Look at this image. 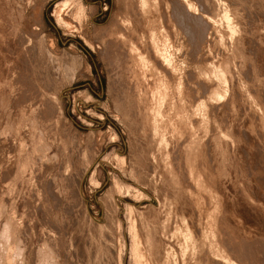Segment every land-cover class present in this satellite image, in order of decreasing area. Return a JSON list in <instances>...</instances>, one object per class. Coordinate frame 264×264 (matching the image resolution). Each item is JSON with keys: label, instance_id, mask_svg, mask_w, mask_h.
I'll list each match as a JSON object with an SVG mask.
<instances>
[{"label": "rangeland", "instance_id": "1", "mask_svg": "<svg viewBox=\"0 0 264 264\" xmlns=\"http://www.w3.org/2000/svg\"><path fill=\"white\" fill-rule=\"evenodd\" d=\"M143 1L0 0V264H264V0Z\"/></svg>", "mask_w": 264, "mask_h": 264}, {"label": "bare ground", "instance_id": "2", "mask_svg": "<svg viewBox=\"0 0 264 264\" xmlns=\"http://www.w3.org/2000/svg\"><path fill=\"white\" fill-rule=\"evenodd\" d=\"M137 1V0H136ZM145 1V0H144ZM144 1H143V3H144ZM165 1V0H164ZM171 2H172V9H173V14L175 13V14H177V15H182V16H184L185 14H184V12H187V9L186 8H188V11H192L191 9L193 8L192 7V4H189V3H184V4H186V5H188V7H181L182 5L180 4V3H178V1L177 0H170ZM140 2V1H139ZM138 2V3H139ZM180 2V1H179ZM196 2V1H195ZM210 2V1H209ZM208 2V3H209ZM127 3V2H126ZM132 3V2H131ZM135 2H133V4H134ZM142 3V4H143ZM192 3H194V2H192ZM216 3V2H215ZM225 3V2H224ZM233 3V2H232ZM237 3V2H236ZM137 4V3H136ZM167 4V3H166ZM168 4H170V3H168ZM180 4V5H179ZM183 4V3H182ZM198 4V3H197ZM213 4V3H212ZM235 4V3H234ZM124 5V4H123ZM141 5V4H140ZM139 5V6H140ZM147 5V4H146ZM227 5H229V4H227ZM66 6V5H65ZM134 6H135V4H134ZM142 6V5H141ZM147 6H149V3H148V5ZM161 6V5H160ZM170 6V5H169ZM206 6V5H205ZM138 7V6H137ZM143 8H144V6H142ZM195 7V6H194ZM218 7V6H217ZM63 8V7H62ZM135 8V7H134ZM161 8V7H160ZM170 8V7H169ZM211 8V7H210ZM225 8V7H224ZM234 8V7H233ZM138 9H140V8H138ZM145 9V8H144ZM165 9V8H164ZM183 11H182V10ZM184 9H186V10H184ZM197 8H195V10H196ZM199 9V8H198ZM201 9V8H200ZM214 9H216V8H214ZM60 10V9H59ZM130 10V9H129ZM141 10H143V9H141ZM149 10H150V8H149ZM158 10H160L159 8H158ZM167 10V9H166ZM194 10V9H193ZM238 10V9H237ZM180 11H182V12H180ZM206 11V10H205ZM204 11V12H205ZM210 11V10H209ZM58 12V11H57ZM125 12V11H124ZM127 12V11H126ZM135 12H137V11H135ZM143 12V11H142ZM204 12H203V14H204ZM216 12V11H215ZM236 12V11H235ZM139 14H140V11H139ZM184 14V15H183ZM189 14H191V12H189ZM189 14H187L188 16H189ZM193 14H195V12L193 11ZM187 15H185V17L187 16ZM192 15V14H191ZM198 15V14H197ZM250 15V14H249ZM174 17H175V15H173ZM182 16H179V17H181V18H183ZM230 16V15H229ZM234 16V15H233ZM240 16H242V14L240 15ZM126 17H128V16H126ZM163 17V16H162ZM177 17V16H176ZM178 17V18H179ZM185 17H184V19H185ZM191 17V16H190ZM204 16L202 15V17H200V19H199V21H201L202 23H203V20H205L204 18H203ZM207 17H209V16H207ZM217 17V16H216ZM239 17V16H238ZM194 18V17H193ZM198 18V17H197ZM197 18H194V19H196L197 20ZM203 20H202V19ZM209 18H212L211 16L209 17ZM222 18V17H221ZM236 18V17H235ZM241 18V17H240ZM141 19V18H140ZM214 19V18H213ZM133 20V19H132ZM160 20V19H159ZM162 20V19H161ZM166 20H167V17H166ZM165 20V21H166ZM176 20V19H175ZM182 20V19H181ZM212 20V19H211ZM207 21V19L205 20L207 23H211L212 21ZM232 20V19H231ZM253 20V19H252ZM163 21V20H162ZM177 21V20H176ZM178 21H180V20H178ZM187 20H185V22H186ZM194 21V20H193ZM204 21V22H205ZM218 21V20H217ZM150 22V21H149ZM154 22V21H153ZM167 22H169V21H167ZM171 22V21H170ZM180 22H182V21H180ZM198 22V21H197ZM205 22V23H206ZM163 23V22H162ZM172 23V22H171ZM175 23V22H174ZM178 23V22H177ZM188 23V22H187ZM189 23H191V20H190V22ZM200 23V22H199ZM213 23V22H212ZM128 24V23H127ZM156 24V23H155ZM154 24V25H155ZM164 24V23H163ZM176 24V23H175ZM194 24V23H193ZM197 25H198V23H196ZM262 24V23H261ZM129 25V24H128ZM149 25V24H148ZM178 25V24H177ZM185 25H186V23H185ZM184 25V26H185ZM204 25H206V24H203V26ZM208 25V24H207ZM125 26V25H124ZM133 26V25H132ZM161 26V25H160ZM179 26H180V24H179ZM189 26V24L187 25V27ZM193 26V25H192ZM201 26H202V24H201ZM202 26V27H203ZM210 26H212V24H210ZM215 26V25H214ZM213 26V27H214ZM232 26V25H231ZM131 27V26H130ZM138 27V26H137ZM146 27V26H145ZM182 27V26H181ZM202 27H198V28H202ZM125 28V27H124ZM180 28V27H179ZM192 28V27H191ZM228 28V27H227ZM256 28V27H255ZM181 29V28H180ZM196 29V28H195ZM205 28L203 27L202 29H200V30H204ZM216 29V28H215ZM214 29V30H215ZM149 30V29H148ZM171 30V29H170ZM169 30V31H170ZM191 30H193V29H191ZM190 30V31H191ZM223 30V29H222ZM230 30V29H229ZM246 30V29H245ZM137 31V30H136ZM183 31H184V28H183ZM188 31V30H187ZM189 31V32H190ZM201 31V32H202ZM212 31V30H211ZM216 31V30H215ZM218 31V30H217ZM172 32V31H171ZM188 32V33H189ZM200 32V33H201ZM205 32V31H204ZM229 32V31H228ZM123 33V32H122ZM152 33V32H151ZM169 33V32H168ZM178 33V32H177ZM191 33V32H190ZM194 33H196V31L194 32ZM203 33V32H202ZM232 33V32H231ZM153 34V33H152ZM198 34V33H197ZM211 34V33H210ZM236 34H237V32H236ZM170 35V34H169ZM182 35V34H181ZM201 35V34H200ZM203 35V34H202ZM136 36V35H135ZM141 36V35H140ZM174 36V35H173ZM197 36V35H196ZM214 36V35H213ZM229 36V35H228ZM243 36V35H242ZM143 37V36H142ZM141 37V38H142ZM201 37H204V36H201ZM207 37V36H206ZM241 37V36H240ZM181 38H182V36H181ZM193 38V37H192ZM127 39V38H126ZM188 39V38H187ZM227 39H229V38H227ZM151 40H154V39H151ZM157 40V39H156ZM203 40V39H202ZM149 41H150V39H149ZM158 41V40H157ZM184 41V40H183ZM234 41H236V40H234ZM126 42H127V40H126ZM130 42V41H129ZM134 42L135 41H133V44H134ZM146 42H148V41H146ZM153 42V41H152ZM155 42V41H154ZM153 42V43H154ZM166 42H168V41H166ZM192 42V41H191ZM204 42V41H203ZM207 42V41H206ZM237 42V41H236ZM240 42V41H239ZM151 43V42H150ZM194 43H196V42H194ZM201 43V42H200ZM209 43H211V42H209ZM128 44V43H127ZM132 44V45H133ZM161 44V43H160ZM193 44V43H192ZM234 44V43H233ZM121 45H123V44H121ZM125 45H126V43H125ZM130 45H131V43H130ZM155 45V44H154ZM153 45V46H154ZM162 45V44H161ZM183 45V44H182ZM196 45V44H195ZM209 45H211V44H209ZM213 45V44H212ZM235 45V44H234ZM129 46V45H128ZM158 46H159V44H158ZM198 46V45H197ZM200 46H201V44H200ZM119 47V46H118ZM138 47V46H137ZM172 47V46H171ZM210 47V46H209ZM239 47V46H238ZM126 48V47H125ZM142 48V47H141ZM144 48V47H143ZM162 48V47H161ZM166 48V47H165ZM214 48V47H213ZM120 50H122V49H120ZM124 50V49H123ZM127 50H128V47H127ZM136 50V49H135ZM154 50H155V47H154ZM166 50V49H165ZM230 50V49H229ZM108 51V50H107ZM129 51V50H128ZM147 51V50H146ZM150 51V50H149ZM159 51V50H158ZM163 51V50H162ZM212 51H213V49H212ZM51 52V51H50ZM134 52V49L132 50V53ZM144 52V51H143ZM160 52V51H159ZM166 52V51H165ZM168 52V51H167ZM238 52V51H237ZM162 53V52H161ZM160 53V54H161ZM48 54V53H47ZM131 54V53H130ZM135 54V53H134ZM133 54V55H134ZM138 54V53H137ZM147 54V53H146ZM157 54V56H158V52L156 51V53H155V55ZM164 54V53H163ZM167 54V53H166ZM238 54V53H237ZM119 55V54H118ZM139 55V54H138ZM143 55V54H142ZM141 55V56H142ZM162 55V54H161ZM171 55V54H170ZM50 56V55H49ZM130 56V55H129ZM140 56V55H139ZM144 56H146V55H144ZM151 56V55H150ZM152 56H154V55H152ZM160 56V55H159ZM158 56V57H159ZM167 56V55H166ZM47 57H48V55H47ZM56 57V56H55ZM219 57V56H218ZM237 57V56H236ZM51 58H54L53 57V55H52V57ZM50 58V59H51ZM144 58V57H143ZM160 58H161V56H160ZM171 58V57H170ZM215 58V57H214ZM213 58V59H214ZM63 59H64V57H63ZM66 59V58H65ZM118 60H119V58H117ZM125 59V58H124ZM137 59H139V58H137ZM151 59V58H150ZM153 60L155 59L154 57L152 58ZM159 59V58H158ZM163 59H164V56H163ZM167 59V58H166ZM227 59V58H226ZM52 60V59H51ZM57 60V59H56ZM123 60V59H122ZM134 60V59H133ZM141 60V59H140ZM148 60V59H147ZM161 60V59H160ZM210 60V59H209ZM222 60V59H221ZM49 61V60H48ZM66 61V60H65ZM68 61V60H67ZM130 61V60H129ZM139 61V60H138ZM144 61V60H143ZM150 61V60H149ZM165 61V60H164ZM170 61V60H169ZM225 61V60H224ZM50 62V61H49ZM133 62V61H132ZM131 62V63H132ZM135 62V61H134ZM161 62V61H160ZM168 62V61H167ZM217 62V61H216ZM54 63V62H53ZM69 63V62H68ZM130 63V64H131ZM139 63V62H138ZM142 63V62H141ZM153 63V62H152ZM169 63V62H168ZM173 63V62H172ZM49 64V63H48ZM134 64V63H133ZM144 64V63H143ZM165 64V63H164ZM171 64V63H170ZM219 64V63H218ZM71 65V64H70ZM126 65H128V64H126ZM163 65V64H162ZM169 65V64H168ZM174 65V64H173ZM144 66V65H143ZM165 66H167V65H165ZM59 67V66H58ZM68 67H70V66H68ZM68 67L66 68V66H65V68H66V70L68 69ZM159 67H160V64H159ZM224 67V66H223ZM54 68V67H53ZM145 68H146V66H145ZM164 68V67H163ZM55 69V68H54ZM74 69V68H73ZM72 69V70H73ZM154 69V68H153ZM71 70V71H72ZM164 70V69H163ZM68 71H69V69H68ZM132 71V70H131ZM136 71V70H135ZM168 71H169V69H168ZM171 71V70H170ZM53 72V71H52ZM70 72V71H69ZM128 72V71H127ZM138 72V71H137ZM156 72V71H155ZM44 73H46V72H44ZM56 74H57V72H55ZM77 73V72H76ZM76 73H74V74H76ZM218 73V72H217ZM70 74V73H69ZM73 74V73H72ZM71 74V75H72ZM73 74V75H74ZM169 74V73H168ZM133 75V74H132ZM173 75V74H172ZM75 76V75H74ZM155 76V75H154ZM153 76V77H154ZM163 76V75H162ZM169 76H171V75H169ZM174 76V75H173ZM176 76H178V75H176ZM202 76V75H201ZM136 77V76H135ZM134 77V78H135ZM156 77V76H155ZM209 77V76H208ZM231 77V76H230ZM46 78V77H45ZM63 78V77H62ZM68 78H69V76H68ZM219 78H220V76H219ZM128 79V78H127ZM172 79V78H171ZM236 79V78H235ZM67 80V79H66ZM70 80H71V78H70ZM161 80V79H160ZM51 81V80H50ZM56 81V80H55ZM136 81H137V79H136ZM159 81V80H158ZM169 81V80H168ZM211 81V80H210ZM57 82V81H56ZM129 82V81H128ZM171 82V81H170ZM197 82V81H196ZM132 83V82H131ZM176 83V82H175ZM214 83H215V81H214ZM230 83V82H229ZM240 83V82H239ZM71 84V83H70ZM137 84H139V83H137ZM131 86H133V85H131ZM157 86V85H156ZM184 86V85H183ZM192 86V85H191ZM214 86V85H213ZM158 87V86H157ZM163 87V86H162ZM233 87V86H232ZM172 88V87H171ZM203 88V87H202ZM243 88V87H242ZM253 88H254V86H253ZM134 89V88H133ZM175 89V88H174ZM184 89V88H183ZM191 89V88H190ZM239 90V89H238ZM259 90V89H258ZM172 91V90H171ZM235 91V90H234ZM246 91V90H245ZM184 92V91H183ZM173 93V92H172ZM187 93V92H186ZM219 93V92H218ZM247 93V92H246ZM165 94V93H164ZM168 94V93H167ZM255 94V93H254ZM260 94V93H259ZM154 95V94H153ZM196 95H197V93H196ZM204 95V94H203ZM253 95V94H252ZM188 96V95H187ZM195 96V95H194ZM181 97H182V95H181ZM245 97V96H244ZM199 99H200V97H198ZM185 99V98H184ZM225 99V98H224ZM157 100V99H156ZM187 100V99H186ZM192 100V99H191ZM226 100V99H225ZM243 100V99H242ZM248 100V99H247ZM171 101V100H170ZM189 101V100H188ZM252 101V100H251ZM192 102V101H191ZM153 103V102H152ZM171 104V103H170ZM180 104V103H179ZM194 104V103H193ZM224 104V103H223ZM223 104H222V106H223ZM253 104V103H252ZM156 105V104H155ZM219 105V104H218ZM245 105V104H244ZM226 106V105H225ZM247 106V105H246ZM161 107V106H160ZM227 107V106H226ZM234 107V106H233ZM144 108V107H143ZM166 108V107H165ZM186 108V107H185ZM191 108V107H190ZM161 109V108H160ZM261 109V108H260ZM164 110V109H163ZM224 110V109H223ZM144 111V110H143ZM172 111V110H171ZM192 111V110H191ZM154 112V111H153ZM166 112H168V111H166ZM175 112V111H174ZM186 112V111H185ZM165 113V112H164ZM248 113H249V111H248ZM145 114V113H144ZM143 114V115H144ZM159 114V113H158ZM253 114V113H252ZM147 115H148V113H147ZM150 115V114H149ZM166 115H168V114H166ZM203 116V115H202ZM177 117V116H176ZM194 117V116H193ZM249 117H250V115H249ZM160 118V117H159ZM208 118V117H207ZM169 119V118H168ZM178 119V118H177ZM195 119V118H194ZM226 119V118H225ZM145 120V119H144ZM148 120V119H147ZM173 120V119H172ZM214 120V119H213ZM210 121V120H209ZM208 121V122H209ZM229 121V120H228ZM227 121V122H228ZM147 122V121H146ZM195 122V121H194ZM217 122V121H216ZM149 123V122H148ZM158 123H160V122H158ZM163 123V122H162ZM165 123V122H164ZM168 123V122H167ZM196 123V122H195ZM243 123V122H242ZM173 124H174V122H173ZM146 125H147V123H146ZM211 125V124H210ZM241 125V124H240ZM257 126V125H256ZM154 127V126H153ZM157 127V126H156ZM221 127V126H220ZM150 128V127H149ZM148 128V129H149ZM185 128V127H184ZM232 128V127H231ZM160 129V128H159ZM163 129V128H162ZM179 129V128H178ZM157 130V129H156ZM213 130V129H212ZM215 130V129H214ZM220 130V129H219ZM222 130V129H221ZM170 131V130H169ZM182 131V130H181ZM190 131V130H189ZM245 131V130H244ZM162 132V131H161ZM218 132V131H217ZM219 133V132H218ZM232 133V132H231ZM243 133V132H242ZM155 134V133H154ZM170 134V133H169ZM148 135V134H147ZM167 135V134H166ZM244 135V134H243ZM263 135V134H262ZM152 136V135H151ZM163 136H164V134H163ZM173 138V137H172ZM179 138V137H178ZM182 138V137H181ZM199 138V137H198ZM262 138V137H261ZM183 139V138H182ZM158 140V139H157ZM228 140V139H227ZM184 142V141H183ZM182 142V143H183ZM163 143V142H162ZM161 143V144H162ZM177 143V142H176ZM237 143V142H236ZM169 144H170V142H169ZM184 144V143H183ZM166 145H168V144H166ZM176 145V144H175ZM202 145V144H201ZM242 145V144H241ZM181 146V145H180ZM187 146V145H186ZM188 147V146H187ZM249 147V146H248ZM251 147V146H250ZM171 148V147H170ZM259 148V147H258ZM260 149V148H259ZM171 150V149H170ZM255 151V150H254ZM202 152V151H201ZM156 154V153H155ZM192 154H193V152H192ZM208 156V155H207ZM248 156V155H247ZM178 158V157H177ZM189 158V157H188ZM246 162V161H245ZM254 163V162H253ZM154 164V163H153ZM152 165V164H151ZM254 166V165H253ZM196 167V166H195ZM256 167V166H255ZM157 168V167H156ZM186 168V167H185ZM198 169V168H197ZM187 170V169H186ZM253 170H254V168H253ZM188 172V171H187ZM152 173H153V171H152ZM182 174V173H181ZM197 174V173H196ZM249 174V173H248ZM250 175V174H249ZM263 176V175H262ZM158 178V177H157ZM171 180H172V178H171ZM181 180V179H180ZM188 181V180H187ZM79 183V182H78ZM187 183V182H186ZM255 183V182H254ZM248 186V185H247ZM80 187V186H79ZM189 187V186H188ZM177 188V187H176ZM183 188V187H182ZM194 188V187H193ZM197 189V188H196ZM185 190V189H184ZM187 190V189H186ZM189 190V189H188ZM249 190V189H248ZM252 190V189H251ZM78 192H80V188H79V191ZM189 192V191H188ZM199 192V191H198ZM190 193V192H189ZM81 195V194H80ZM79 195V196H80ZM185 195V194H184ZM181 198V197H180ZM196 198V197H195ZM193 199V198H192ZM200 199V198H199ZM206 199V198H205ZM208 199V198H207ZM179 200V199H178ZM185 200V199H184ZM194 200V199H193ZM174 203H175V201H174ZM188 204V203H187ZM180 205V204H179ZM189 206V205H188ZM196 208V207H195ZM192 209V208H191ZM196 210V209H195ZM199 211V210H198ZM200 212V211H199ZM174 213V212H173ZM169 215V214H168ZM185 215V214H184ZM194 215V214H193ZM173 216H174V214H173ZM175 218V217H174ZM208 220V219H207ZM201 221V220H200ZM167 222V221H166ZM194 222V221H193ZM6 223V222H5ZM185 223V222H184ZM189 223V222H188ZM201 223V222H200ZM204 223V222H203ZM7 224V223H6ZM9 226V225H8ZM186 227V226H185ZM210 228V227H209ZM4 229V228H3ZM199 229V228H198ZM188 230V229H187ZM192 230V229H191ZM203 230V229H202ZM3 233V232H2ZM168 233V232H167ZM176 233V232H175ZM171 234V233H170ZM189 234V233H188ZM197 234V233H196ZM9 235V234H8ZM20 235V234H19ZM178 235V234H177ZM195 235V234H194ZM199 235V234H198ZM203 235V234H202ZM212 235V234H211ZM163 236V235H162ZM193 236V235H192ZM177 237V236H176ZM181 237V236H180ZM184 237V236H183ZM202 237V236H201ZM161 238V237H160ZM182 238V237H181ZM204 238V237H203ZM191 239V238H190ZM198 239V238H197ZM213 240V239H212ZM197 241V240H196ZM214 241V240H213ZM171 242V241H170ZM186 242V241H185ZM205 242V241H204ZM167 243V242H166ZM172 243V242H171ZM184 243V242H183ZM215 244V243H214ZM195 246V245H194ZM217 246V245H216ZM157 247V246H156ZM219 247V246H218ZM164 248V247H163ZM170 248V247H169ZM177 248V247H176ZM227 248H228V246H227ZM148 249V248H147ZM178 249V248H177ZM19 250V249H18ZM164 250V249H163ZM187 250V249H186ZM196 250V249H195ZM230 250V249H229ZM245 250V249H244ZM247 250V249H246ZM262 250V249H261ZM168 251V250H167ZM203 252V251H202ZM214 252H215V249H214ZM225 252V251H224ZM234 252V251H233ZM232 252V253H233ZM156 253V252H155ZM206 253V252H205ZM248 253V252H247ZM190 254V253H189ZM211 254V253H210ZM234 254V253H233ZM243 254V253H242ZM179 255V254H178ZM202 255V254H201ZM200 255V256H201ZM229 256V255H228ZM244 256V255H243ZM205 257V256H204ZM223 257V256H222ZM245 257V256H244ZM248 257V256H247ZM202 258V257H201ZM207 258V257H206ZM221 258V257H220ZM161 259V258H160ZM187 259V258H186ZM226 259V258H225ZM231 259V258H230ZM205 260V259H204ZM210 260H212V259H210ZM215 259H213V261H214ZM223 260V259H222ZM229 260V259H228ZM245 260H247V259H244V261ZM174 261V260H173ZM217 261H219V259L217 260ZM216 260H215V262H217ZM221 261V260H220ZM162 262V261H161ZM215 262H213V264H215ZM222 262V261H221ZM231 262V261H230ZM233 262V261H232ZM246 262V261H245ZM248 262V261H247ZM250 262V261H249ZM199 263V262H198ZM204 263V262H203ZM223 263H225L224 261H223ZM201 264V263H200ZM209 264V263H208ZM217 264H218V262H217ZM219 264H220V262H219ZM233 264V263H232ZM235 264V263H234ZM246 264H249V263H246ZM252 264V263H251ZM257 264V263H256Z\"/></svg>", "mask_w": 264, "mask_h": 264}]
</instances>
